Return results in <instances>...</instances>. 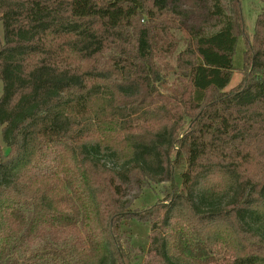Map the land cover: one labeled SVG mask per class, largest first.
I'll list each match as a JSON object with an SVG mask.
<instances>
[{"label":"trees","instance_id":"16d2710c","mask_svg":"<svg viewBox=\"0 0 264 264\" xmlns=\"http://www.w3.org/2000/svg\"><path fill=\"white\" fill-rule=\"evenodd\" d=\"M225 1L0 0V264H264V7Z\"/></svg>","mask_w":264,"mask_h":264},{"label":"rangeland","instance_id":"374dc122","mask_svg":"<svg viewBox=\"0 0 264 264\" xmlns=\"http://www.w3.org/2000/svg\"><path fill=\"white\" fill-rule=\"evenodd\" d=\"M231 0H226L225 3L227 5V8L229 11L231 10L232 6ZM243 15L246 21V27H247V33L248 37L252 39V34L255 30V24L258 15L262 11L264 7V2L261 0H241ZM0 32L3 34L2 26L0 24ZM182 36V40L180 43V48L183 49L186 45V42L183 40V37L187 36V33L185 31L180 32L179 34ZM245 40H247V37L242 36L239 43L238 53H237V69L233 73V78L229 86L226 88V90L233 89L236 87L240 81L243 78V69L241 68L243 66V53L246 49ZM175 63V61H173ZM171 80L172 75L170 76ZM3 92V84L0 79V97ZM3 127L0 125V146L4 151H7V143L4 140L3 136ZM188 151L189 146L186 145L180 155V158L178 160V163L175 166V177L178 183L182 181L181 174L182 172L187 168L188 166ZM111 165V163H109ZM171 181H160L158 180V177H156L154 180H152L146 188L143 189L142 192H132L131 195H138L133 203V208L136 209H144L151 205H154L162 200H165L169 197L171 193ZM126 234L129 236L131 243L135 246L136 252L144 257L149 243H150V226L149 224H144L138 221H131L128 225L125 227Z\"/></svg>","mask_w":264,"mask_h":264}]
</instances>
